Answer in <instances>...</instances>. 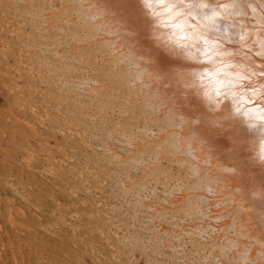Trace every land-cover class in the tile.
I'll return each instance as SVG.
<instances>
[{
	"label": "bare ground",
	"instance_id": "bare-ground-1",
	"mask_svg": "<svg viewBox=\"0 0 264 264\" xmlns=\"http://www.w3.org/2000/svg\"><path fill=\"white\" fill-rule=\"evenodd\" d=\"M240 23L246 44L231 33V42L218 43L233 53L225 59L238 65L246 78L232 93L221 98L219 109L213 110L202 90L188 86V74L210 69L211 65L190 61L160 46L151 34V22L139 0H0V46L3 47L0 51L7 60L2 63L6 65V76H10L8 70L17 68V73L22 69L39 83L58 81L60 85L71 86L75 77L85 75L74 66L77 61L86 63L96 52L106 57L113 69L109 85L113 95L128 110L148 121L149 131L155 133L154 144L160 147L161 165L165 166L170 180L177 182V190L182 182V198L190 199L195 223L189 224L180 216V200L165 205L161 195L158 200L143 203L141 190L136 187L141 181L136 177H127L125 187L133 202L126 203V211L139 216L154 204L161 205L154 206L155 211L152 209L158 213L156 219L171 213L163 224L167 225L169 219L175 224L183 223V234L193 249L190 261L194 259L197 263L209 259L210 264H264V166L250 159V145L255 136L245 125L262 123L254 117L264 113V55L260 54L259 45L264 40V25L260 10L249 9ZM220 30L224 31L223 25ZM8 37L12 42L7 41ZM16 43L21 45V52L13 50ZM53 44L59 45L56 51ZM8 58L12 60L11 66L7 64ZM22 71L14 77L17 83L24 80ZM73 101L80 105L91 103L79 94ZM119 155L117 151L112 156ZM101 156L108 158L104 153ZM133 173L136 175L134 170ZM114 181L117 185L118 179ZM161 187L159 190L163 192ZM135 203L141 205V211L134 210ZM167 228L163 229V235L170 227ZM193 228H196L194 232ZM166 260L169 264L177 262L171 256Z\"/></svg>",
	"mask_w": 264,
	"mask_h": 264
},
{
	"label": "rangeland",
	"instance_id": "rangeland-1",
	"mask_svg": "<svg viewBox=\"0 0 264 264\" xmlns=\"http://www.w3.org/2000/svg\"><path fill=\"white\" fill-rule=\"evenodd\" d=\"M7 41L12 42L10 37ZM14 46L16 53L22 49L17 43ZM52 46L56 51L59 45ZM1 51L0 264H169L166 257L170 256L172 261H177L176 264H210L209 259L200 263L194 259L190 261L194 256L193 249L188 244L187 235L183 234V223L175 224L169 219L171 222L166 225L162 223L164 220H159L161 217L170 218L171 213L156 219L158 213H153L154 206L161 205L151 203L152 208L141 212L145 220L139 217L140 214L133 216L126 211V203L133 200L130 201V194H120L114 181L121 178L123 169L101 156L102 153H117L120 145L113 141L105 152L99 135L67 118L63 109L68 107L67 89L70 86L60 85L58 81L39 83L37 78L28 77L22 69L19 72L22 71L24 80L17 83L14 77L20 73L14 68L8 70L10 76L5 75L6 65L2 63L7 60ZM7 64H13L10 58ZM72 106L86 107L74 101ZM105 167L109 170H104ZM117 168L121 172L116 174ZM124 177L135 178L136 175L132 170L124 173ZM159 188L162 187L156 186L158 193ZM143 197V203L151 200ZM140 207L135 203L134 210L141 211ZM113 209L117 212H112ZM167 227L170 228L163 235L162 231ZM133 233L134 238L142 237V240L134 239ZM174 236L180 237L179 242ZM154 242L158 244L154 245Z\"/></svg>",
	"mask_w": 264,
	"mask_h": 264
},
{
	"label": "snow or ice",
	"instance_id": "snow-or-ice-1",
	"mask_svg": "<svg viewBox=\"0 0 264 264\" xmlns=\"http://www.w3.org/2000/svg\"><path fill=\"white\" fill-rule=\"evenodd\" d=\"M222 7L231 6L223 5ZM260 12L261 24L264 25V5L261 6ZM189 26L193 28L192 33L184 32L185 24L183 22L174 25L181 33L176 39V46L184 49V55L188 60L210 64L211 70L205 69L188 74V86L202 90L205 99L219 107L221 98L232 93L246 76L241 74L238 65H234L224 58L226 53L221 50V44L200 35L198 25ZM237 35L240 42L247 43L243 30ZM227 39L231 40V37L228 36ZM259 45L260 54L264 55V40H261ZM218 57L220 59H217ZM74 66L85 75L75 77V82L67 89L68 107L63 109V104H61V108L65 111L67 118L82 125L86 131L90 129L99 135L103 141L105 152L108 147L112 146L113 141L115 144L124 145L118 149L119 156L107 153L109 162L123 169L121 178L117 181L119 193L123 195L128 193L129 189L125 187L128 181L124 177V173L134 170L136 178L141 181V184L136 187L141 190L142 196L158 200L159 196L163 195L165 205H174L177 200H180L182 205L179 209L180 215L189 224H194L195 219L190 199L182 198V182L177 190L176 185L165 172V166L161 165L160 147L154 144L155 133L149 131L148 121L142 120L138 115L128 110L113 95L112 89L109 87L113 69L106 57L100 52H96L88 57L86 63L80 60ZM228 69L233 71H228ZM77 93L86 100H90L91 103L83 109L73 107L72 100ZM254 119L264 122V113ZM261 152L264 154V146H262ZM153 184L163 186V192L158 193V190L152 187ZM147 193L151 195H145ZM151 210L149 209V211ZM165 219L167 218L161 217L162 221ZM195 230L196 228H193L192 231ZM188 235H192V232H189Z\"/></svg>",
	"mask_w": 264,
	"mask_h": 264
},
{
	"label": "clouds",
	"instance_id": "clouds-1",
	"mask_svg": "<svg viewBox=\"0 0 264 264\" xmlns=\"http://www.w3.org/2000/svg\"><path fill=\"white\" fill-rule=\"evenodd\" d=\"M139 4L151 22V34L155 41L167 51L186 57L184 49L176 46V39L181 33L174 25L183 22L184 32L192 33L193 28L189 25L196 24L199 26L200 35L207 37L208 40L231 42L227 39L230 33L235 35L237 30L239 32L243 30L240 23L243 15L247 14L249 9L261 10L264 0H259L258 3L257 0H139ZM223 5L231 7L225 8L222 7ZM222 25L224 26L223 32L220 30ZM230 29L232 31H229ZM219 44L222 45L221 50L226 53L224 58L233 56L232 52L224 49L223 43ZM208 103L213 110L220 108L214 103L209 101ZM245 125L247 130L255 136L250 145V159L255 164L264 166V158H262L264 154L261 152L264 146V122L258 125L251 123Z\"/></svg>",
	"mask_w": 264,
	"mask_h": 264
}]
</instances>
